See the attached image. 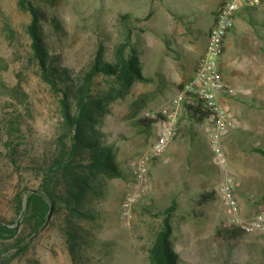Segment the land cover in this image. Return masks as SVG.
Listing matches in <instances>:
<instances>
[{"label":"rangeland","instance_id":"1","mask_svg":"<svg viewBox=\"0 0 264 264\" xmlns=\"http://www.w3.org/2000/svg\"><path fill=\"white\" fill-rule=\"evenodd\" d=\"M16 2L0 0V108L4 101L13 102L11 111L20 112L28 125L25 134L30 151L25 165L50 144L60 114L58 97L39 79L32 60L30 39L25 31L30 17L18 10ZM37 3L56 17L62 28V31L45 28L50 55L58 57L61 66L74 73L87 68L99 50L103 60H112L114 46L122 38L119 15L131 11L134 5L122 0H39ZM243 11H247L250 27L264 34V0L258 8ZM97 81L102 83L100 78ZM16 84L22 93L11 91ZM134 84L122 98L108 103L99 125L102 140L114 144L115 163L122 174L105 179L102 197L90 201L94 220L86 226L88 247L77 264H149L147 248L160 224L158 214L172 203L175 210L170 218L171 249L177 255V264L263 263L264 232L245 234L229 243L216 238L214 233L226 219L215 190L226 175L238 184V203L244 217L264 211V155L252 150L258 147L251 148L255 141L264 149V134L242 138L237 146L239 139L232 141L230 137L235 131H229L223 137L226 167L222 169L213 163L212 155L204 147V136L200 139L201 146L198 143L195 146L197 139L190 132L191 126H188L189 138L176 131L166 151L149 162L151 186L135 204L133 218L129 222L118 218L120 200L133 178L130 161L146 150L150 143L149 130L154 128L151 125L141 131L143 127L138 121L146 117L150 107L136 98ZM252 97L259 98L258 107L264 110L261 85L253 90ZM240 147L247 150L243 157ZM0 175H3L0 217L8 223L17 222L10 206L16 184L21 179V185L36 189L38 179L32 171L13 169L1 156ZM57 226L58 221L53 219L51 225L38 230L26 252L9 264H72ZM27 259L36 262L28 263Z\"/></svg>","mask_w":264,"mask_h":264},{"label":"trees","instance_id":"2","mask_svg":"<svg viewBox=\"0 0 264 264\" xmlns=\"http://www.w3.org/2000/svg\"><path fill=\"white\" fill-rule=\"evenodd\" d=\"M37 1L17 0L16 5L18 10L30 17L25 31L30 39L32 60L39 79L58 97L60 123L50 144L24 165L30 151L25 134L28 125L22 120L20 112L11 111L13 102L4 101L0 108V156L18 172L21 169L32 171L38 179L36 189L41 192L30 194L22 209L24 197L30 189L21 185V179L16 184L10 206L15 220L20 217L21 222L19 227L14 228L16 222L8 223L0 217V256L4 254L0 264H9L23 255L33 239L23 243L37 230L51 225L53 219L58 221L57 231L64 240L72 264H77L88 247L86 226L94 220L90 201L102 197V182L105 179L118 178L122 174L115 163L114 144L102 140L99 125L108 103L122 98L134 83L145 78L132 45L128 14L119 15L122 38L114 46L112 60H103V53L99 50L87 68L74 73L61 66L58 57L50 55L45 28L53 27L59 31L62 28L56 17L50 16ZM102 84L106 87H101ZM13 90L21 92L20 85L16 84ZM187 108L193 123L202 121L208 115L199 105ZM158 118L160 115L157 114L156 118L140 119L141 131L149 129ZM252 150L264 155L263 149ZM1 187L0 194L3 192ZM174 210L175 204L172 203L158 214L160 224L147 248L149 264H177V255L171 249L170 218ZM214 235L229 243L245 233L222 225ZM7 252L11 253L6 255ZM27 262L36 261L27 259Z\"/></svg>","mask_w":264,"mask_h":264},{"label":"crops","instance_id":"3","mask_svg":"<svg viewBox=\"0 0 264 264\" xmlns=\"http://www.w3.org/2000/svg\"><path fill=\"white\" fill-rule=\"evenodd\" d=\"M122 1L134 2L132 10L122 14L129 15L132 45L145 78L134 84L135 96L150 107L145 114L155 115L163 108L172 110V100L181 86L195 78L208 32L214 26L217 10L224 0ZM246 12L236 13L233 28L224 38L219 60L222 78L234 90L233 95L222 93L220 99L237 124V130L230 136L232 141L239 139L235 143L237 146L242 138L264 134V110L258 107L259 98L252 97L257 86L264 89V34L250 27ZM252 98L256 99L253 101ZM187 106L176 109L175 132L179 130L182 136L189 138L188 126H191L190 132L195 133L198 141L195 146L196 143L201 146L200 139L206 137L209 123L206 120L193 123ZM152 125L150 143L158 129L157 122ZM251 146L263 149L259 142L254 141ZM204 147L209 153L206 142ZM240 148L243 157L247 150ZM240 214L244 217L241 208Z\"/></svg>","mask_w":264,"mask_h":264},{"label":"built area","instance_id":"4","mask_svg":"<svg viewBox=\"0 0 264 264\" xmlns=\"http://www.w3.org/2000/svg\"><path fill=\"white\" fill-rule=\"evenodd\" d=\"M261 3L262 0H224L217 10L215 24L208 32L206 47L199 59L195 78L181 86L172 100V110L163 108L155 115L145 114L149 118L160 115L157 120L158 129L147 149L130 161L133 168L132 182L118 207V218L122 222H129L133 218L135 204L150 189L149 162L151 158L165 152L172 142L177 122L176 109L179 107L195 104L208 113L203 119L209 123L205 137L206 145L213 163L222 169L226 167L223 137L229 131H236L238 127L220 99L222 93L233 95L234 90L224 82L219 60L223 54L224 38L233 28L236 13L256 9ZM215 190L221 198L226 215L223 226L237 228L245 234L264 232V211L250 217L240 214L238 184L232 177L224 176Z\"/></svg>","mask_w":264,"mask_h":264},{"label":"water","instance_id":"5","mask_svg":"<svg viewBox=\"0 0 264 264\" xmlns=\"http://www.w3.org/2000/svg\"><path fill=\"white\" fill-rule=\"evenodd\" d=\"M41 192H40V190H38V189H30V190H28L27 191V194L25 195V197H24V201H23V208L22 209H24L25 208V203H26V200H27V198H28V196L30 195V194H40ZM48 214H50V210L48 211ZM20 221H21V218L19 217L18 218V220H17V222H16V224L14 225V228H17V226L19 225V223H20ZM38 231V230H37ZM36 231V232H37ZM35 232V233H36ZM35 233L34 234H32L23 244H25L26 242H28L34 235H35ZM22 244V245H23ZM21 246V245H20ZM20 246H18V247H20ZM17 247V248H18ZM2 256V255H1ZM1 256H0V258H1Z\"/></svg>","mask_w":264,"mask_h":264}]
</instances>
